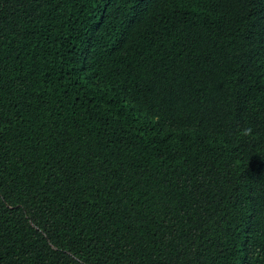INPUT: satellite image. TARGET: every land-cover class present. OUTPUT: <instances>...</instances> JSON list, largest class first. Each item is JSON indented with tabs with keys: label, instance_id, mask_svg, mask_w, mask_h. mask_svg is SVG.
Masks as SVG:
<instances>
[{
	"label": "trees",
	"instance_id": "16d2710c",
	"mask_svg": "<svg viewBox=\"0 0 264 264\" xmlns=\"http://www.w3.org/2000/svg\"><path fill=\"white\" fill-rule=\"evenodd\" d=\"M0 264H264V0H0Z\"/></svg>",
	"mask_w": 264,
	"mask_h": 264
},
{
	"label": "clouds",
	"instance_id": "9594fccd",
	"mask_svg": "<svg viewBox=\"0 0 264 264\" xmlns=\"http://www.w3.org/2000/svg\"><path fill=\"white\" fill-rule=\"evenodd\" d=\"M252 133V129L251 128H247L243 130V135L247 136L250 135Z\"/></svg>",
	"mask_w": 264,
	"mask_h": 264
}]
</instances>
